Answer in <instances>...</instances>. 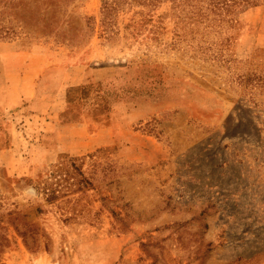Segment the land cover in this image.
Wrapping results in <instances>:
<instances>
[{
	"label": "rangeland",
	"instance_id": "rangeland-1",
	"mask_svg": "<svg viewBox=\"0 0 264 264\" xmlns=\"http://www.w3.org/2000/svg\"><path fill=\"white\" fill-rule=\"evenodd\" d=\"M55 1L0 16V264H264V3Z\"/></svg>",
	"mask_w": 264,
	"mask_h": 264
},
{
	"label": "trees",
	"instance_id": "trees-1",
	"mask_svg": "<svg viewBox=\"0 0 264 264\" xmlns=\"http://www.w3.org/2000/svg\"><path fill=\"white\" fill-rule=\"evenodd\" d=\"M28 0H0V16L6 11H12L17 15L18 21L21 23H59V19L55 18L54 13L48 16L44 13H39L35 17H31L26 11L17 12L16 8ZM34 2L35 0H29ZM127 0H116L113 5H109L103 0V10L105 12L102 21L105 22L107 17L112 11H115L116 6L126 3ZM168 0H129V6L147 7L164 3ZM172 3V8L185 14V19L190 22L207 21L213 23L217 21L219 23H234V16L246 9L247 7H254L260 3H264V0H169ZM55 9L67 8L73 4L74 0H56ZM55 9L50 10L55 11Z\"/></svg>",
	"mask_w": 264,
	"mask_h": 264
},
{
	"label": "crops",
	"instance_id": "crops-1",
	"mask_svg": "<svg viewBox=\"0 0 264 264\" xmlns=\"http://www.w3.org/2000/svg\"><path fill=\"white\" fill-rule=\"evenodd\" d=\"M32 58H33L32 54H27V53L26 54L25 53L15 54L12 58L6 59L7 60L6 62H8L6 65V71H8V69L9 70L16 69V68H13V65L15 62L21 63L22 61H31ZM23 79H22V81H20V83H18V86H19L18 89H20L21 91H28L29 90V83L31 84L32 81H30L28 75L23 76ZM16 90H17V88H16ZM87 127H88L87 123L81 124V125H69V126H64V130H74L75 134H72V138L77 139L78 141L79 140H82V141L93 140V141L97 142L99 140L98 138H94V137H90V136L88 137Z\"/></svg>",
	"mask_w": 264,
	"mask_h": 264
}]
</instances>
